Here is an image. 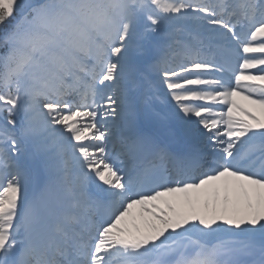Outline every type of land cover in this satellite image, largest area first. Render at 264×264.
Here are the masks:
<instances>
[{
    "label": "snow or ice",
    "instance_id": "snow-or-ice-1",
    "mask_svg": "<svg viewBox=\"0 0 264 264\" xmlns=\"http://www.w3.org/2000/svg\"><path fill=\"white\" fill-rule=\"evenodd\" d=\"M0 264H264V0H0Z\"/></svg>",
    "mask_w": 264,
    "mask_h": 264
}]
</instances>
